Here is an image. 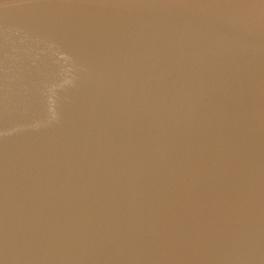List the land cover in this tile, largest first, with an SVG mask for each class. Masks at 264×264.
<instances>
[{"label":"water","instance_id":"1","mask_svg":"<svg viewBox=\"0 0 264 264\" xmlns=\"http://www.w3.org/2000/svg\"><path fill=\"white\" fill-rule=\"evenodd\" d=\"M0 264H264V0H0Z\"/></svg>","mask_w":264,"mask_h":264}]
</instances>
